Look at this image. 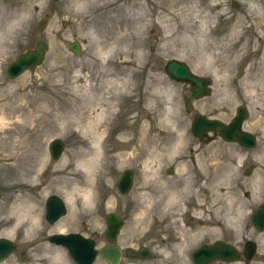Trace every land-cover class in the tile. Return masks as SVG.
Wrapping results in <instances>:
<instances>
[{
	"label": "rangeland",
	"instance_id": "374dc122",
	"mask_svg": "<svg viewBox=\"0 0 264 264\" xmlns=\"http://www.w3.org/2000/svg\"><path fill=\"white\" fill-rule=\"evenodd\" d=\"M222 14L226 20L212 34ZM228 15L227 0H0V237L16 243L0 264H74L47 237L78 231L99 248L107 243V213L124 221L117 240L122 250L158 252L150 260L122 254L120 264H173L180 247L174 255L166 233L178 222L194 173L203 175L210 190L194 201L196 216L214 235L220 228L232 233L237 244L252 235L246 192L253 198L264 194V38L233 51L238 33ZM39 41L46 43L43 61L8 79L7 65ZM73 41L82 45L79 56L67 47ZM170 58L192 60L196 73L212 77L211 94L195 100L193 112L228 121L237 105L246 106L242 128L256 134V147L239 150L218 137L198 146L200 139L190 132L193 113L182 100L188 87L163 69ZM99 130L106 134L92 171H102L88 177L91 194L84 197L86 178L72 181L68 173L95 160H88V151ZM54 138L64 143L55 161L48 152ZM192 152L196 169L188 160ZM175 153L185 154L186 162L170 177L164 168L175 162ZM244 163L252 166L249 176L240 169ZM127 168L135 170L134 187L122 194L115 182ZM175 179L182 183L173 185ZM52 194L64 198L67 213L49 224L45 200ZM28 208L35 216L23 214ZM261 236L257 254L264 252V231ZM93 264L110 263L97 257Z\"/></svg>",
	"mask_w": 264,
	"mask_h": 264
},
{
	"label": "flooded vegetation",
	"instance_id": "af4514ba",
	"mask_svg": "<svg viewBox=\"0 0 264 264\" xmlns=\"http://www.w3.org/2000/svg\"><path fill=\"white\" fill-rule=\"evenodd\" d=\"M229 5V24L231 28L234 30L235 33H238L234 39V45L233 49H239L241 48V45L243 46H249L250 43L252 44L254 39H256L255 42L259 45V40L264 38V0H227ZM202 8L204 9L206 4L202 2L201 4ZM220 4H214L213 9H219ZM209 8V13L213 10ZM213 10V11H215ZM227 16V15H226ZM226 16L222 14V16H219V21L224 22L226 20ZM258 51V50H257ZM256 51V52H257ZM263 53V52H262ZM261 53V54H262ZM259 56L257 55H251L249 58H247L246 63L252 61L253 59H256ZM188 65L193 71V68L196 67V63L194 61H187ZM203 75V74H202ZM187 85V84H186ZM188 87V85H187ZM236 109V108H235ZM235 115V112H234ZM234 115L228 120L224 121L225 123L230 122ZM213 137H219L218 131L213 130L209 133H204L201 135L200 143L198 146H209L211 145V142L209 140H212ZM235 145L236 148L243 151H249L247 148L243 147L242 145L238 143H232ZM189 151H192V148H190ZM185 154H178L175 153L173 155L172 159L174 158L175 162L173 164H168L165 166V172L168 176H173L172 174L175 173V170L178 171V165L186 162V159H184ZM194 152H192L191 157L188 159L191 162V165L193 168H197L198 164L196 163ZM173 160V161H174ZM195 163V164H194ZM232 163L236 164L237 159H232ZM240 169H244L245 175H250L252 171V166L247 165L246 163L242 164ZM213 180L212 182H214ZM205 178L201 173H194L193 181H191V185L189 184V193H187V201L183 203V210L182 212L177 215L178 222H174L175 224H172L167 229V239L170 245L175 244L172 246V251L174 252V255H176V250L180 247V259L174 260L173 264H180V262H186L188 264H194V256L193 253L200 247L204 245H210L214 244L215 242L222 241L225 243L227 247H234L238 249V256L233 259H210L207 261V264H256L257 262H262L264 264V252L257 254L256 252L251 256L247 257L245 254V244L248 241H254L256 242L257 246L258 244H261L262 240V232L259 231L258 228H256L252 222V216L254 211L264 204V194L260 195L257 198H253L252 191L247 190L246 192V217L248 219V226L250 230L252 231V235L248 238L242 240L240 244L236 243V240L234 241V237L232 233H225L221 234V228H220V234L217 233L214 235V232L211 230V227L201 219V217L196 216L195 210L197 207V204L194 203V201L200 197V195L205 194V191L207 188V184L205 185ZM180 184L182 183L181 179H175L172 180V184ZM207 193H210V190L206 191ZM166 220L169 222L172 220L169 216L165 217ZM233 227L232 224H229ZM235 227V226H234ZM92 238V237H91ZM94 239V238H92ZM95 240V239H94ZM96 241V240H95ZM225 251H229V248H225ZM179 252V251H178ZM177 256V255H176ZM205 257L200 256L197 258V261L199 264H204Z\"/></svg>",
	"mask_w": 264,
	"mask_h": 264
},
{
	"label": "water",
	"instance_id": "95a60500",
	"mask_svg": "<svg viewBox=\"0 0 264 264\" xmlns=\"http://www.w3.org/2000/svg\"><path fill=\"white\" fill-rule=\"evenodd\" d=\"M44 22L39 24L42 27ZM68 48L74 52L75 55L80 54V44L77 41L69 42ZM37 50L28 51L25 54L20 55L14 62H12L7 68L8 77L14 78L21 74L24 70L39 64L43 58L45 44L39 42L36 44ZM166 73L173 79L179 81H189L191 83V95L194 98H198L204 93H208L206 88L207 81L203 78L192 75L188 70L187 66L178 60H170L165 66ZM245 111H241L236 120L228 127L221 128V124L216 121L208 120L203 118L201 115H196L192 122V131L194 135H198L200 130H206L213 127H219L222 132V136L225 140L231 141L236 140V134L240 129V123ZM199 131V132H198ZM238 139V138H237ZM245 144H253L255 142L254 136L247 134L242 140H239ZM64 144L60 139H54L49 144L50 155L53 159H57L62 150ZM133 182V171L130 169L125 170L118 181L116 182L117 187L121 193H127L132 187ZM65 213V206L62 199L58 196H51L46 202V219L49 222L56 221L60 216ZM107 223V229L105 231V237L109 241V245H106L98 250L94 248V242L88 240L77 233L68 234H53L49 237V241L55 244H61L68 249V252L76 264H92L96 254L108 259L112 264H117L120 251L117 245L113 242L116 240L117 234L123 225V220L115 215L108 214L105 217ZM264 226V223L262 227ZM261 227V228H262ZM14 244L6 239L0 238V262L13 252ZM251 250V246L248 247ZM215 253H208L209 256ZM126 255L130 257L139 258H152V254L147 248H141L139 250L127 249Z\"/></svg>",
	"mask_w": 264,
	"mask_h": 264
},
{
	"label": "bare ground",
	"instance_id": "6f19581e",
	"mask_svg": "<svg viewBox=\"0 0 264 264\" xmlns=\"http://www.w3.org/2000/svg\"><path fill=\"white\" fill-rule=\"evenodd\" d=\"M122 36H124V35H122ZM233 49V48H232ZM94 124V123H93ZM105 124V123H104ZM77 131H78V133L80 132V136L81 137H83L84 135H83V133H82V131L81 130H79V129H77ZM108 132V131H107ZM105 134H106V131L104 130V131H98V132H96V136H92L93 137V139L92 138H90V139H92V142H93V144H92V142L89 144V151H88V153L90 154V157L88 158V160H91V159H95V160H93V161H90L89 162V164H88V167H85V166H76L75 168H70V170H69V176L71 177L70 179L72 180V181H76V179H77V176H78V179H79V182H80V180H82L80 177L81 176H84V178H86V180H82V181H85V184L86 185H89V188H87L86 189V191L88 192V193H86V192H84V193H82L83 194V196L84 197H88V196H90V194H91V191H90V189H91V186H90V182H89V179H88V177H90V176H95V174L96 173H101V169L100 170H97V169H95V170H93L92 171V169L95 167L94 165H95V163H96V160H97V157L99 156V153H98V141L99 140H102L103 141V139L105 138ZM108 135H109V133H108ZM108 135H107V137H108ZM79 136V137H80ZM84 139V138H83ZM87 153V154H88ZM85 155V154H84ZM68 165L70 166L71 165V163L69 162L68 163ZM86 168H87V170H86ZM72 169V170H71ZM98 169H99V167H98ZM92 171V173H91V175H90V172ZM93 178V177H92ZM27 208V207H26ZM23 214H25L27 217H33V216H35V210L33 211V209H30V208H28V209H26L24 212H23ZM56 264H57V262H56Z\"/></svg>",
	"mask_w": 264,
	"mask_h": 264
}]
</instances>
